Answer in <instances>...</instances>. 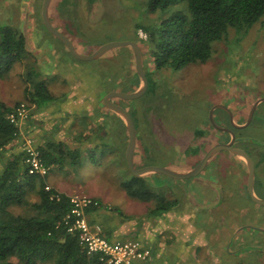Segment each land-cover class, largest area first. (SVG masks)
Returning <instances> with one entry per match:
<instances>
[{
    "label": "rangeland",
    "instance_id": "obj_1",
    "mask_svg": "<svg viewBox=\"0 0 264 264\" xmlns=\"http://www.w3.org/2000/svg\"><path fill=\"white\" fill-rule=\"evenodd\" d=\"M43 1L0 0V21L24 31L30 50L29 55L0 78V98L11 105L19 102L18 106L24 104L29 107V115L21 121V149L27 137H32L37 145L39 135L49 123V126L64 123L61 117L57 121L49 118V123L46 116L37 117L46 106L37 108L30 104L25 93V87L29 85L25 82L28 73L41 74L40 78L48 82L59 103L68 98L74 101L83 98L85 102L95 98L103 106L107 90L118 88L119 91L130 92L140 85L130 46L114 47L93 60L75 58L46 28L42 18ZM176 10L188 12L186 3H176L163 10H150L147 0H52L49 6L52 23L83 54H90L103 44L116 41L135 40L142 47L147 78L145 92L134 99L115 97V101L125 104L132 111L135 109L137 113L139 110L138 115L144 119L141 120L142 126L148 122L147 128L143 129L149 136L146 139L148 143L141 141L142 144L138 142L136 145V167L190 169L203 155V151L197 149L199 142L191 136V128L201 126L212 104H230L233 95L238 97L243 93L247 97V106L243 107L246 116L253 100L264 98V16L249 26L230 27L223 39L213 43L212 52L203 63L187 64L180 69L158 68L147 48L146 39L139 36L142 29L137 26L157 25ZM128 79L136 81L137 87L129 84ZM101 86L102 90L97 93ZM89 114L91 112L85 113L84 122L78 116L70 119L74 120L73 126L77 129L73 138H82L79 134L83 131L89 134L88 128L85 131L86 128L82 127V124L85 126L88 123ZM151 114L164 118V129L155 131L160 135L156 143H153L155 138L150 129ZM30 121H34L31 132L28 130ZM109 121L107 116L106 135L101 140L103 147L97 150L95 158H91L89 140L85 145H74V156L71 145L63 142L67 152L59 164L61 166L54 165L48 172V187L61 189L71 197L86 195L99 201L101 205L97 210L88 212L87 217L92 221V217L100 215L106 229L102 231L105 236L111 237L108 235L111 230L121 226L134 227L126 237L145 242L151 248V259L140 264H264V233L248 228L264 229V205L250 197L246 174L231 172L238 170L234 155L227 150L219 151L213 158L217 163H213V167L209 164L201 175L223 186L225 197L217 204H214L213 196H202L207 189L191 177L173 179L164 173L144 175L155 195L151 200L142 201L127 195L122 187V182L133 175L126 160L127 133L119 129L114 120ZM257 122L264 126V101L256 109L252 122L238 129L253 138L251 141L247 137L249 142L246 143L253 148L259 145L264 156V128H257L260 126ZM58 131L48 132L46 140L57 142L63 137ZM208 134L214 137L209 131ZM217 136L214 138L216 141ZM220 138V142L224 143L228 137L222 132ZM187 143L192 145L189 149ZM256 179L255 192L264 199V164L257 166ZM160 180L164 181L163 184ZM175 180L186 185L184 191L193 193L199 201L207 204L194 217H182L187 198L183 196V189L169 182ZM229 192L235 195L230 197ZM27 198L30 202L39 199L35 190H29ZM162 199L176 203L168 211L154 210L156 202ZM11 209L19 213L26 211L27 207L15 206ZM168 212H179V215L172 217ZM185 220L188 226L194 222L198 230L206 232L201 247L194 244L191 232L187 237L174 229L175 224L183 226ZM9 260L23 264L17 257H10Z\"/></svg>",
    "mask_w": 264,
    "mask_h": 264
},
{
    "label": "trees",
    "instance_id": "obj_2",
    "mask_svg": "<svg viewBox=\"0 0 264 264\" xmlns=\"http://www.w3.org/2000/svg\"><path fill=\"white\" fill-rule=\"evenodd\" d=\"M181 2L186 3L188 12L176 10L157 25L137 26L147 33V48L158 68L180 69L187 64L203 63L211 54L213 43L223 39L230 27L249 26L264 16V0H147V5L150 10H163ZM29 53L25 32L0 21V78ZM40 77L38 72L25 77V82L29 83L25 87L26 96L37 108L56 100L48 82ZM127 82L134 84L132 79ZM18 105L19 102L11 105L0 98V264H17L9 260L10 257H17L23 264L47 261L53 264H112L104 262L100 252L89 253L79 232L69 230L76 218L71 213V197L46 183L48 172L54 165L61 164L67 152L64 141L37 144L40 161L48 170L44 175L29 172L25 164L26 151L20 144L21 130L10 119V114L17 113ZM125 137L128 140L127 134ZM148 137L141 131L138 140L142 144L141 141L144 143ZM71 147L74 156L76 148ZM101 147L102 143L90 147L91 158H95ZM122 185L127 195L142 201L151 200L155 195L144 176L133 174ZM29 190L37 192V201L28 200ZM174 203L159 200L154 210H167ZM99 205L94 199L85 208V214L97 210ZM15 206L27 207V210L16 213L11 209Z\"/></svg>",
    "mask_w": 264,
    "mask_h": 264
},
{
    "label": "crops",
    "instance_id": "obj_3",
    "mask_svg": "<svg viewBox=\"0 0 264 264\" xmlns=\"http://www.w3.org/2000/svg\"><path fill=\"white\" fill-rule=\"evenodd\" d=\"M134 84L136 86V81H135ZM101 90H102V86L100 87V89L98 90L97 93H99ZM80 100L79 101H77V100L74 101V99L68 98V99H64L63 101H61V103H59L58 99H56L51 105H48V106L45 107L46 108L45 111L41 112V114H37V117L40 116V115L42 117L46 116L47 118L45 117V119H48V123H49V121H51L49 118L55 119V121H57L59 117L63 118L62 123L64 122L63 124L58 125V126H62L60 128H57L58 126L57 125L54 126V124L52 126H49V125H51V123H49L47 125V127L44 128L45 130H43V134L42 135H39V137L37 139V143L38 144L39 143L40 144L41 143L44 144L45 142H47L46 139H47L48 132H51V131L53 132L54 130H56V131L59 130L58 132L61 135H63L62 138L60 137V139H59L60 141L67 142L70 145H80V144L85 145L88 140L90 141V144L92 146H94L95 144H98V143L101 144V140H103V138L106 135V134H104V132H105V117L108 116L106 114L107 112L105 111V108H104L105 107L104 99H103V106L104 107L101 105V101L99 99H97V100L95 98L93 100L90 99L88 102H85L83 100V98H81ZM58 104H59V106H58ZM72 104H76V105H72ZM98 109H99V111L97 112ZM74 110H76V111H74ZM251 111H252V109H251ZM251 111H250V113H251ZM87 112H91V114H89L90 115V118H89V121H87L88 123L85 124V126H83V124H82V127H83V129L86 128L85 131L88 128L89 134L84 133V131L83 132H80L78 130V132H80L79 135H81L82 138H77V139L76 138H73L72 135H73L74 132H76L77 129H76L75 126H73L74 120L71 121L70 119H73V118H75V117L78 116L79 118H83V122H84V121H86V118H85L86 115H85V113H87ZM250 113H249V116H250ZM35 116H36V114H35ZM113 116H114L115 125L116 124H119V121H120L119 118L121 116L118 115L115 112L113 113ZM249 116H248V118H249ZM33 117H34V114H33ZM248 118L246 119L245 122L240 123V124H237V125H239L237 127H240V128L247 127L249 123L247 125H245V126H241V125H243L244 123H246L247 120H248ZM33 122L34 121H30V124L28 126L29 132H31L34 129L32 127V123ZM52 123H54V122H52ZM91 126H95V127H92L91 128ZM63 129L66 130V132H64ZM90 129H91V131H90ZM119 129H121V128H119ZM100 132H103V134H101ZM230 134H231V138H232V134L233 133H230ZM244 136L245 137H249V136H246L245 134H244ZM250 139H251V141H253V138L252 137ZM138 142H139V140L137 139V144H138ZM246 142H249L248 139L245 140L244 144L247 145V146H249L252 149V151H254L255 148L251 147L250 144L249 143H246ZM145 143H148V142L146 141ZM234 158L237 161L236 164L239 166V163L242 160L241 159L242 157H240L238 155H234ZM134 160H135V157H134ZM226 168H227V165H226ZM188 170L189 169H187V170L186 169H181V170H177V171L184 172V171H188ZM231 172L232 173L239 172V173H243V175L246 174V178H247V172L246 171H242L241 169H238L236 171H233L232 170ZM202 178H203V181H205V180H208L209 181V179L206 178V177H202ZM195 180H197V179H195ZM256 180H255V183H256ZM246 181H247V179H246ZM159 182L163 184L164 181L163 180H160ZM169 182L172 183L173 185L175 184V186H177L178 188L183 189L182 191L185 193L183 196H186V198H187V201L185 203L187 205L184 206V208L182 209V212H181L182 213V217L184 216L185 218H188L191 215H193V217H194V215L200 209H203V206L207 205V204H205L203 202V200L202 201H199V198L197 196H195L193 193L188 192V191L187 192L184 191L185 188H186V185H182V184L176 183L177 182L176 180L175 181H169ZM209 182H211V181H209ZM211 184H213V182H211ZM200 186H204L207 189V192L203 193L205 195H202V196L205 197V198H209L210 196H213V198H215L214 204H217L218 203V201H217L218 198H216V193H215V190L216 189L212 185L211 186H207L205 184H200ZM57 190L60 191V192H64L65 193V191H63L61 189H57ZM254 190H255V184H254ZM229 196L231 197V192H229ZM203 197H200V198H203ZM222 197H225V192H223V191H222ZM165 211H168V210H165ZM168 214H171L172 217H174V216L176 217V216L179 215V212H175V213L168 212ZM92 218L93 219H92V221H90V223H91V225H92L93 228H95V225L98 224V225H101L102 231H106L105 226H104L103 222L100 219V215H96V216H94ZM186 221L187 220L184 221V225L183 226L182 225H179V224H175L174 225V229L176 231L180 232L181 234H184L187 237L190 236V232H191V234L193 235V238L192 239H193L194 244H196V246L198 248L201 247L202 246L201 245V242H202L203 239H205L206 232H204V230H198L199 227L194 222L191 223L190 226H188L186 224ZM111 225H113V224H111ZM248 228L250 230H258L259 229L260 231H262L264 233V229L263 228L254 227V226H250ZM133 230H134V227H130L129 228L127 226H121L119 229H113V230H111V234L109 233L108 235H112L110 238L113 239V240H132V241H138V242L141 243V245L143 247H147V248H149L151 250V248L149 246H147L145 244V242H142V241L137 240V239H128L126 237L127 234L129 232L133 231ZM122 235H124V236H122ZM234 253H236V252H234ZM232 255H233V253H232ZM150 259H151V256L149 257L148 260H150ZM143 262L144 261H142L141 263H143Z\"/></svg>",
    "mask_w": 264,
    "mask_h": 264
},
{
    "label": "water",
    "instance_id": "obj_4",
    "mask_svg": "<svg viewBox=\"0 0 264 264\" xmlns=\"http://www.w3.org/2000/svg\"><path fill=\"white\" fill-rule=\"evenodd\" d=\"M52 0H44L43 1V6H42V18L44 21V24L48 31L54 35L57 39H59L69 50V52L77 59L79 60H93L96 58L101 57L104 53H106L108 50L117 47V46H130L133 50L134 57H135V63H136V71L138 73V76L140 77V85L139 87L130 92H123V91H111L106 95L104 98V103L107 107H109L111 110H113L115 113L120 115L125 121H126V126L128 129V135H129V140H128V145L126 149V160L127 164L132 171V173L136 176H144L146 174H152V173H164L170 177H173L175 179H184L187 177L195 176L199 172L202 171V169L206 166V164L209 162L211 157L217 153L220 150H227L230 151L240 157H242L245 162L248 165L249 168V175H248V181H247V186H248V191L249 194L252 198L253 201L259 204L264 205V199L260 198L257 196L254 190V183H255V164L251 156L242 148H238L233 146L234 142V135L232 134V139L229 142L226 143H217L215 144L212 148H210L206 154L203 156L201 161L193 167L190 171L187 172H182V171H177L173 170L171 168L163 167V166H143V167H136L135 165V150H136V129L134 122L132 120V117L130 113L121 105L116 104L112 102L110 99L112 97H118L122 99H134L137 97H140L146 90L147 88V78L145 75L143 63H144V55L143 51L139 45V43L135 40H128V41H116V42H108L100 46L97 50L90 54H83L78 51L76 48L75 44L73 41L61 30H59L51 21V18L49 16V6ZM264 101V98L259 99L253 106L252 111L250 113V116L247 120L246 123H244L241 126L247 125L253 115L254 109L257 106L258 103ZM222 106V105H220ZM224 107V106H222ZM213 114V109H211V118ZM235 126H239L235 124ZM224 129V127H222Z\"/></svg>",
    "mask_w": 264,
    "mask_h": 264
},
{
    "label": "flooded vegetation",
    "instance_id": "obj_5",
    "mask_svg": "<svg viewBox=\"0 0 264 264\" xmlns=\"http://www.w3.org/2000/svg\"><path fill=\"white\" fill-rule=\"evenodd\" d=\"M143 55H144V53H143ZM135 73L138 76V73L136 71V63H135ZM138 79L140 80L139 76H138ZM111 91H119V89L118 88L109 89V90H107L106 95H108V93L111 92ZM106 95H105V97H106ZM259 99H261V98H259ZM259 99H254L253 102L249 105V110H248V113H247L246 116L243 114V107L247 106V105H245V103L247 102V97L243 93H241L238 97L233 95L232 96V103H230V104H225V103H214V104H212V106L208 109V112H207L208 116L205 117L204 120L201 122V126L197 127V125H195L194 127L191 128L192 131H193V135H191V136L193 138L197 139L196 142H199V144H200L199 148H197V149H201L203 151V155L201 156L200 160L197 161L193 167H195L201 161L203 156L206 154V152L210 148H212L217 143H222V142H220V140H221L220 137L222 135V132H224L227 135V137H228L227 140L224 141V143L229 142L232 139L230 133H233L234 134L233 146L244 149L251 156V158L254 161V164H255V180H256L257 166L259 165V167H262V165L264 164V156H262V151H261V148H260L259 145H258V147H257V145H255V150L256 151L254 150L255 151L254 152V151H252V149L249 146L244 144L245 140H247V137H245L244 134L240 133V131L238 130L240 127L235 126V124H240V123H243V122L246 121V119L249 116V113H250L251 109L253 108V105ZM110 100L112 102L116 103V104L121 105L122 107H124L130 113V115L132 117V120L134 122V125H135V129H136V139H138L139 133L141 131H143V129L147 128L148 122H145V125L142 126L141 125V120L143 118H141L140 115H138L139 110H138L137 113L135 112V109L132 111L125 104H123L121 102H118V101H115V97H112ZM260 103H258L257 106L255 107L253 115H252V118H251L249 124L252 122V120L254 118V115L256 114V109L258 108ZM220 105H222L224 107H222ZM104 108H105V111L107 112L106 114L109 116V120H110L109 122H111V120H114V116H113L114 112H113V110H111L106 105H105ZM211 108L213 109V114H212L213 119L211 118ZM150 117H151V127H150V129L153 131V135H154V138H155L153 143H156V138H157V136L160 137V135L155 134V131H158V129L159 130H163L164 129V118H161L159 116L155 117L152 114L150 115ZM119 120H120L119 124H118L119 127L122 128L125 131V133H127V135H128V129H127V126H126V121L122 117H120ZM222 122H224V123H222ZM105 124H106V117H105ZM111 124L113 126V123H111ZM142 124H143V121H142ZM257 124L260 125V126H258L259 129L260 128H264L263 124H261L260 122H257ZM112 126H111V128H112ZM222 127H224V129H222ZM208 131L211 134H213L214 137L209 136ZM238 131H239V134L237 136V132ZM191 136H188V137H191ZM216 136H217V139H218L217 141L214 139ZM128 140H129V135H128ZM145 142H146V140H145ZM186 146H188V143L186 144ZM191 146L192 145H189L188 149ZM230 153L233 154V155H236V154H234L232 152H230ZM215 155H216V153L211 157V159L206 164V166L202 169L201 172H199L195 176H191V178L195 182H197L198 184H205L207 186H211L212 185L216 189L215 193H216V198H218L217 201L220 202L219 200H221V197H222V187L223 186H221L218 182H215V183L211 184V182H209L208 180L203 181V178L201 176L202 173H204V171L207 169V166L209 164H211V166H212L213 163L214 164L217 163L213 159L215 157ZM255 158L257 159L256 161H255ZM193 167H191L188 171H190ZM238 169H241L242 171H246L247 172V178L246 179L248 181L249 168H248V165L245 162V160H241L240 161ZM184 172H187V171H184ZM187 178H190V177H187ZM173 179H175V178H173ZM195 179H197V180H195ZM228 185L231 188V185L230 184H228ZM246 188L248 189L247 184H246ZM233 195H235V194L231 192V196H233Z\"/></svg>",
    "mask_w": 264,
    "mask_h": 264
},
{
    "label": "built area",
    "instance_id": "obj_6",
    "mask_svg": "<svg viewBox=\"0 0 264 264\" xmlns=\"http://www.w3.org/2000/svg\"><path fill=\"white\" fill-rule=\"evenodd\" d=\"M139 36L145 40L148 35L145 31L140 30ZM29 107L22 104L18 106L17 113L10 114L11 121L15 122L21 130V121L29 115ZM22 134V132H21ZM22 149L26 151L25 164L29 167L30 173L44 175L48 168L45 167L39 158L37 145L32 137L24 139ZM71 197V196H70ZM94 198L86 195H76L71 197L73 208L71 213L76 218L69 225L70 231L77 230L80 235L81 242L85 245L87 251L100 252L102 260L112 264H140L142 261L149 259L151 250L143 247L140 242L132 240H113L109 239L102 233L101 225L92 227L85 208L93 202Z\"/></svg>",
    "mask_w": 264,
    "mask_h": 264
}]
</instances>
